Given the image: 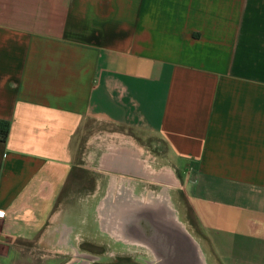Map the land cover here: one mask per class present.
Listing matches in <instances>:
<instances>
[{
	"label": "crops",
	"instance_id": "obj_1",
	"mask_svg": "<svg viewBox=\"0 0 264 264\" xmlns=\"http://www.w3.org/2000/svg\"><path fill=\"white\" fill-rule=\"evenodd\" d=\"M91 118L163 144L204 264H264V0H0V248L41 240Z\"/></svg>",
	"mask_w": 264,
	"mask_h": 264
},
{
	"label": "rangeland",
	"instance_id": "obj_2",
	"mask_svg": "<svg viewBox=\"0 0 264 264\" xmlns=\"http://www.w3.org/2000/svg\"><path fill=\"white\" fill-rule=\"evenodd\" d=\"M77 151L78 167L66 181L41 240L1 247L0 264H153L154 258L146 249L114 241L100 231L97 209L112 179L139 198L148 196L156 201L163 197L166 206L162 213L170 212L172 221H168L188 242L196 244L179 174L156 136L91 118L82 122ZM114 154L138 158L150 180L132 177L130 174L141 171H136L135 165L123 173L106 169L117 165L109 159ZM162 216L159 221L165 222Z\"/></svg>",
	"mask_w": 264,
	"mask_h": 264
},
{
	"label": "bare ground",
	"instance_id": "obj_3",
	"mask_svg": "<svg viewBox=\"0 0 264 264\" xmlns=\"http://www.w3.org/2000/svg\"><path fill=\"white\" fill-rule=\"evenodd\" d=\"M109 159L117 165L106 169L120 173L135 165V170L141 171L130 175L150 180L147 171L141 168V163L135 156L114 154ZM172 182L175 184V179ZM109 188L115 190L114 196L111 199L105 195L97 209L102 233L122 244L146 249L154 258L153 264H204L197 245H189L187 239L180 234L181 231L170 222L171 213H162L166 206L163 197L156 201L148 196L139 198L132 194L129 187L115 184L113 179ZM161 216L167 220L159 221Z\"/></svg>",
	"mask_w": 264,
	"mask_h": 264
},
{
	"label": "trees",
	"instance_id": "obj_4",
	"mask_svg": "<svg viewBox=\"0 0 264 264\" xmlns=\"http://www.w3.org/2000/svg\"><path fill=\"white\" fill-rule=\"evenodd\" d=\"M8 122L0 120V142H4L8 133Z\"/></svg>",
	"mask_w": 264,
	"mask_h": 264
},
{
	"label": "flooded vegetation",
	"instance_id": "obj_5",
	"mask_svg": "<svg viewBox=\"0 0 264 264\" xmlns=\"http://www.w3.org/2000/svg\"><path fill=\"white\" fill-rule=\"evenodd\" d=\"M117 173H119V172H117ZM120 173H123V172H120ZM113 192H115V190H112V189H110V188H108V190H107V193H106V195H107V197L109 196V195H112V196H114V193ZM110 197V196H109ZM186 240V239H185ZM187 243H189V245H190V242H188V241H186ZM194 259V258H193Z\"/></svg>",
	"mask_w": 264,
	"mask_h": 264
},
{
	"label": "built area",
	"instance_id": "obj_6",
	"mask_svg": "<svg viewBox=\"0 0 264 264\" xmlns=\"http://www.w3.org/2000/svg\"><path fill=\"white\" fill-rule=\"evenodd\" d=\"M4 211H0V218L3 217Z\"/></svg>",
	"mask_w": 264,
	"mask_h": 264
}]
</instances>
